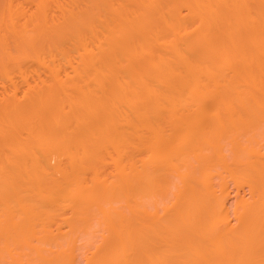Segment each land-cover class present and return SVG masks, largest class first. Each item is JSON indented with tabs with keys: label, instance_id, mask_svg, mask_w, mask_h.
I'll use <instances>...</instances> for the list:
<instances>
[{
	"label": "bare ground",
	"instance_id": "obj_1",
	"mask_svg": "<svg viewBox=\"0 0 264 264\" xmlns=\"http://www.w3.org/2000/svg\"><path fill=\"white\" fill-rule=\"evenodd\" d=\"M0 264H264V0H0Z\"/></svg>",
	"mask_w": 264,
	"mask_h": 264
}]
</instances>
